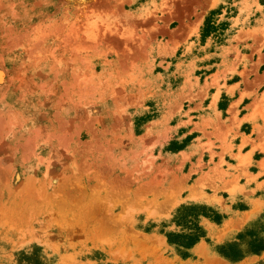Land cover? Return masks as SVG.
Returning <instances> with one entry per match:
<instances>
[{
  "label": "rangeland",
  "instance_id": "1",
  "mask_svg": "<svg viewBox=\"0 0 264 264\" xmlns=\"http://www.w3.org/2000/svg\"><path fill=\"white\" fill-rule=\"evenodd\" d=\"M0 264H264V0H0Z\"/></svg>",
  "mask_w": 264,
  "mask_h": 264
},
{
  "label": "trees",
  "instance_id": "2",
  "mask_svg": "<svg viewBox=\"0 0 264 264\" xmlns=\"http://www.w3.org/2000/svg\"><path fill=\"white\" fill-rule=\"evenodd\" d=\"M213 12L210 11L209 15L204 18L202 27L200 29V37H206L208 35L218 38L222 35L223 30L227 27L226 21L216 22L212 18ZM174 148H179L175 147ZM199 216H203L215 223H218L224 216L211 207H205L201 205H183L175 210L170 222L175 225V230H164L161 228L158 230L165 236L166 242L174 245L178 249H181V254L184 255L186 250L193 246L201 237H204V231L199 225ZM255 247L261 249V245H255ZM231 250V249H230ZM223 255L229 257H236L237 254L234 251L223 252Z\"/></svg>",
  "mask_w": 264,
  "mask_h": 264
},
{
  "label": "crops",
  "instance_id": "3",
  "mask_svg": "<svg viewBox=\"0 0 264 264\" xmlns=\"http://www.w3.org/2000/svg\"><path fill=\"white\" fill-rule=\"evenodd\" d=\"M241 115H243V114H241Z\"/></svg>",
  "mask_w": 264,
  "mask_h": 264
}]
</instances>
